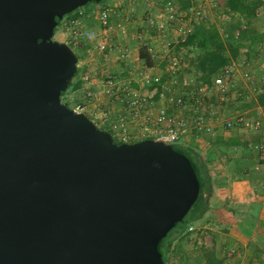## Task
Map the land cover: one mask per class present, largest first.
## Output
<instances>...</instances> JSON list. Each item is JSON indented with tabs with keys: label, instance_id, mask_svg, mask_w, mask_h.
Returning <instances> with one entry per match:
<instances>
[{
	"label": "water",
	"instance_id": "obj_1",
	"mask_svg": "<svg viewBox=\"0 0 264 264\" xmlns=\"http://www.w3.org/2000/svg\"><path fill=\"white\" fill-rule=\"evenodd\" d=\"M102 1L0 0V264H163L197 200L173 145L118 143L61 103L78 59L54 28Z\"/></svg>",
	"mask_w": 264,
	"mask_h": 264
},
{
	"label": "built area",
	"instance_id": "obj_2",
	"mask_svg": "<svg viewBox=\"0 0 264 264\" xmlns=\"http://www.w3.org/2000/svg\"><path fill=\"white\" fill-rule=\"evenodd\" d=\"M133 2L134 0H128L130 5ZM201 2L193 0L190 7L180 9L172 0H151L150 3L154 4L155 8H149L146 1L141 9L147 14V19L132 34L136 47L134 60L139 64L131 68L130 79L120 81L106 76L99 91H91L89 89L92 87H89L84 94L85 100L69 109L86 116L89 114L93 119L99 120L98 122L108 124L121 141L152 139L174 145L179 143L186 131H193L204 137H213L217 125L223 130L237 127L257 131L261 126L258 118L248 119L242 112L235 111L229 117L222 119L210 104L212 98L225 102L229 96L241 100L244 98L247 101L248 97L240 85L250 87L253 85L252 75L248 69V57L251 56V52L243 48L240 58L231 61L218 75L213 76L208 84L196 80L186 72L188 66L183 61L189 59L193 48L182 45L194 26L207 27L208 10L205 7L206 3ZM122 3L123 0H115L109 8L110 13ZM108 13V9H98L96 6L89 12L79 10L76 16L66 19L61 25L63 30L60 32L67 33L69 37V41L64 43L69 47L70 43H75L77 40L93 43L97 35L101 34L102 40L94 47L104 53L105 62L110 61L114 51L107 47L104 29L109 18ZM83 19H92L98 28L81 30ZM222 19L225 24L229 21L224 15ZM125 21L129 20H120L118 31L124 32ZM262 25V33H264V18ZM263 43L264 40L257 48L260 52L264 51ZM139 47H144L152 59L162 60L161 74L153 73L152 68L145 66L138 58ZM115 53L118 54L119 61H127L130 56L126 46H118ZM177 89H180L179 93ZM99 97H106L119 104L120 111L111 118H107L104 112L99 115L93 112L90 114L88 110ZM93 122L96 125V121ZM127 123L133 124L136 129L131 132L127 128ZM255 149L259 164L254 170H258L260 166H264V145H258ZM200 228L199 225L192 223L187 226L186 232H199ZM232 254L228 252L227 257H232ZM238 264L249 263L240 260Z\"/></svg>",
	"mask_w": 264,
	"mask_h": 264
},
{
	"label": "crops",
	"instance_id": "obj_3",
	"mask_svg": "<svg viewBox=\"0 0 264 264\" xmlns=\"http://www.w3.org/2000/svg\"><path fill=\"white\" fill-rule=\"evenodd\" d=\"M114 1L115 0H113V3ZM146 1L134 0L130 5L128 0H123L119 8L118 6L115 7L113 13H110L108 18L112 25V30L115 31V42L120 46L125 45L127 48L130 47L131 51L129 50V52L132 59H134L136 55V47L132 40L133 33H130L137 23L139 24L138 26L145 23L147 14L142 11L141 7ZM192 1L193 0H189V6L192 5ZM261 2L262 5L257 10V17L263 19L264 0H261ZM177 7H180L179 3ZM85 10H91V7L84 9V11ZM136 13L140 15V20L135 19ZM123 19L129 21L137 20V23H130L125 27L124 32H120L118 31V23ZM86 22L90 24L93 20L83 19L81 24ZM110 28L109 26V30ZM256 29L258 34L261 35L260 38L264 40V33H262L263 26L258 25ZM64 38L65 37L61 36V39L56 41L65 42ZM258 53L259 54L256 53L258 58L255 57L256 54L254 53H251V56L248 57V69L252 75L253 85L251 87L240 85L248 97L247 103L250 104L242 113L248 119L258 118L261 121V129L258 134H255L258 140L256 142H251L249 139H242V137L237 136L233 130H221V127L217 125L214 128L216 133L213 137H204L195 134L193 131H186L179 141L181 145L198 149L201 158L207 162L213 184V193L208 200L207 210L204 212L201 219L193 223L199 225V222L205 223L211 220L221 226L223 225L226 230L224 234L219 235L218 233L208 232L211 229L207 226L205 227L207 231L204 232L205 236L207 234L206 238H203L201 236L203 232L199 231L197 240L195 239L196 242L193 241V248L196 249V252L193 254L190 253V251L187 252V254L192 256H186L188 262L186 264H201L200 249L198 248L199 246H197L199 244L203 247H209L211 244L218 246L220 252L226 259L223 264H238L240 260L249 264H264V192H262L263 190L261 191V188L264 187V177L258 180L256 177H260L259 175L253 173L250 175L248 172L245 176L243 174V170L250 172L254 169L255 165L259 164L255 147L264 145V107L252 104L255 95L261 93L264 88V57H262V55L264 56V51H258ZM196 55L197 51L193 49L189 59L194 58ZM153 60L156 62L159 59L154 58ZM161 61L159 60L158 62L161 64ZM154 62L151 66L152 72L156 74L162 72V66L160 65L161 70L159 71L156 69ZM88 112L92 114V108L89 109ZM114 112L112 115L116 114V112ZM253 112L256 113L255 116ZM249 115H251V117ZM127 128L131 132L136 129L133 124L129 123H127ZM250 144L254 146L250 147ZM240 146H244V148ZM246 146L252 148L256 152L253 150H244ZM234 150L238 151L233 153L232 151ZM258 170H260V173L264 174V166H260ZM205 224L209 225L210 223ZM175 241L172 242L171 247L175 244ZM228 252L233 253L232 258L227 257ZM182 254L184 255L186 253L183 252Z\"/></svg>",
	"mask_w": 264,
	"mask_h": 264
},
{
	"label": "trees",
	"instance_id": "obj_4",
	"mask_svg": "<svg viewBox=\"0 0 264 264\" xmlns=\"http://www.w3.org/2000/svg\"><path fill=\"white\" fill-rule=\"evenodd\" d=\"M216 1L218 2L222 15L228 17L229 19L227 23V26L229 27L227 33L224 35L225 38L222 39L217 28L213 26L205 27L203 25H196L193 27L192 32L187 35L182 45L184 47H192L195 51H197V55L194 58L185 59L188 66L186 72L188 75L194 76L196 80L204 84H208L211 78L218 75L221 70L230 64L231 61L237 60L241 56V50L243 48L247 49L249 53L258 54L256 48L260 47L263 41L262 38H260L261 35L258 34V31H256V27H258V25L263 26L262 19L257 17V10L262 5L260 0ZM189 5V0L179 1L180 9H186L190 7ZM138 58L142 60L147 67H151L153 65L154 60L146 52L144 47H139ZM161 66H163L162 63ZM78 86L79 83H76L73 88H77ZM236 100L239 105H236L233 110H236L237 112H242L250 106L244 98L242 100ZM63 104L66 106V103ZM252 104L264 107V88L261 93L255 95L252 100ZM98 128L106 130L112 135L108 124ZM112 137L116 140V137ZM117 142L122 143L119 139ZM176 145H179L180 147ZM173 146L192 160L199 182V194L192 207L196 204H198V207L197 213L189 217L178 231L173 233V228L167 233L165 239H163V241L159 244V249L164 264L172 263L173 260H175L176 264H185L183 262H185L186 257L183 254L176 256V259H174L175 253L170 248L171 244L174 239H180L182 236L188 235L186 232L187 226L202 218V215L208 208V200L213 193V184L211 181V173L207 167V162L201 158L198 149L190 146H184L179 143L174 144ZM259 171L260 170L254 169L250 172L243 170V174L245 176L247 172L250 175L253 173L259 175L260 177L257 176L256 178L261 180L264 177V174ZM262 188L261 191L263 190L262 192H264V189ZM201 236L205 238L207 235L205 236V234H203ZM197 246H199L198 248L200 249L201 264H223L226 260L225 256L220 252V248L215 244H211L209 247H203L201 244Z\"/></svg>",
	"mask_w": 264,
	"mask_h": 264
},
{
	"label": "rangeland",
	"instance_id": "obj_5",
	"mask_svg": "<svg viewBox=\"0 0 264 264\" xmlns=\"http://www.w3.org/2000/svg\"><path fill=\"white\" fill-rule=\"evenodd\" d=\"M172 1L177 5L180 0H172ZM200 1H202L201 3H206L205 7L208 10V12H207L208 21H206L207 26H213L215 28H218V32L220 33L221 38L224 39L225 38L224 35L227 33L229 26H227L222 21L223 20L222 19V12H221V9L218 5V2L216 0H200ZM150 2H151V0L147 1L149 8L150 7L155 8L154 4H151ZM112 3H113V0H103L102 3L97 5L96 7L98 9H108L109 10L108 14H110L109 8L112 5ZM89 7H91V9L95 8V6H93V5H86V6H83V7L76 9L75 11H73L72 13H70L68 15H65L62 18V20L60 21V23L58 24V26L54 28V34H53L52 40H55V41L60 40L61 36H63V37H65L64 41L68 42L69 41L68 34L60 32V30L61 31L63 30V28H61V25L63 24V22L66 19H68V17L72 18L73 15L76 16V13L79 10L84 11V9L89 8ZM85 11H87V10H85ZM89 11H91V10H88L87 12H89ZM209 11H210V13H209ZM138 13H136L137 15H136L135 19L140 20V18H139L140 15ZM137 20L127 21V22L125 21L126 26H128L132 22L137 23L136 22ZM86 23H82L80 25L81 30L97 29L98 28V25L94 24L93 22H91L90 24L88 22H86ZM138 25L139 24L137 23L135 28H132L133 30L131 31L130 34H132L135 30L138 29V27H139ZM109 26L111 27L110 30H109ZM104 29L106 30L105 37H106L107 47H109L110 50L114 51V52H112L111 60L108 62H105L103 60L104 53L99 52L97 50V48L94 47V45L96 43H98V41L102 40L103 36L101 34L97 35V37L95 38V41H93V43L82 42L80 40H77V41H75V43H72V44L70 43V49L77 56L78 62H77V70H76L74 77L71 80V84H70L68 90L65 92V94L61 98V103H66V106L68 108H71L76 103L83 102L85 100L84 94H85V92L88 91L89 87H92L91 89H89L91 91H99L102 83L104 82V80L106 78V76L114 77L115 79H117V80L119 79L120 81H127L128 79H130L128 73L130 72L131 67H134V66L139 64L137 61H135L134 59L131 58V55L129 56L127 61H119L118 60V54L115 53V49L117 50L118 46H120V45H118V43L115 42L116 41L115 31L112 30V25H111L109 20L107 21ZM61 43H64V42H61ZM123 46H125V45H123ZM129 48H128V50L131 51V48L130 49ZM255 57L258 58V55H256ZM262 57H264V56L262 55ZM158 61L154 62V64L156 65V69L160 71L161 70V67H160L161 64ZM183 62L187 63L186 61H183ZM158 74H161V72H158ZM84 78H86V80H84ZM76 83H79V86L77 88H73V86ZM177 92L179 93L180 89H177ZM211 100H215V99L212 98ZM210 104L213 106L214 110H216L219 113V115L222 119L229 117L230 114H232L233 112L236 111V110H233L234 107H236V105H239V103L237 102L235 97L233 98L231 96H229L227 98V101H225V102H219L218 100H215V101H211ZM113 109H115V110H113ZM114 111L116 113L118 111H120L119 104H116L115 102L110 101V99H108L106 97H99L95 102L92 103L93 114L96 113V115H99L100 113L104 112V114L106 115L107 118H111L114 116V115H112ZM253 115L255 116L256 113L253 112ZM249 116L251 117V115H249ZM87 118L90 119L92 122H93V120L96 121L97 127H103L105 125V124H102V122H98L99 120L97 121V120L93 119V117H91L89 114H87ZM260 129L261 128H259L255 132L249 131L246 129H242V128H237V127L231 128L229 130L230 131L233 130L235 132V134L237 136L242 137V139H246V140L249 139V141H251V142H256L258 139L256 138L255 134L256 133L258 134ZM221 130H223L222 127H221ZM111 132H112V136L116 137V141H117L118 138L116 136V133H114L113 131H111ZM120 142H122V143H133V142H137V141H121L120 140ZM176 146L180 147L179 145H176ZM252 146H254V145L250 144V147H252ZM240 147L244 148V146H240ZM250 147L246 146V148L244 150H246V149L247 150H253ZM237 151L238 150H236V151L234 150L232 152L236 153ZM254 152H256V151H254ZM257 158H258V155H257ZM258 163H259V161H258ZM197 207H198V204H196L194 207L191 208L190 211H188V213L183 218L182 222H179L178 225L176 227H174L173 233L178 231L182 227L183 223L189 217H191L197 213ZM208 221L205 223H210L209 225H206L205 223L199 222L200 223L199 226L201 227L200 230L203 232V234H205L204 232L207 231V228L205 229V227H207V226H208V228L211 229L208 232L216 233V234L218 233L219 235L224 234V232L226 230H225L223 225L221 226L217 223L212 222L211 220H208ZM197 235H198V232H194V233L182 236L180 239L176 238V241L174 239L175 244L171 247V249L175 253L174 259H176L175 258L176 256H180V254H182L183 252L186 253V254H184L185 257L186 256H188V257L192 256V255L187 254L188 251H190V253H192V254L194 252H196V249L193 248L194 247L193 241H195V239L197 240ZM190 248H191V250H190ZM181 250H182V252H181ZM230 258H232V257H230ZM183 263L186 264L188 262L185 259V262H183ZM166 264H176V263H175V260H173L172 263H166Z\"/></svg>",
	"mask_w": 264,
	"mask_h": 264
}]
</instances>
